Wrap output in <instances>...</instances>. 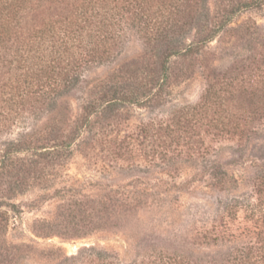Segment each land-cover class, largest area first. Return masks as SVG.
I'll return each instance as SVG.
<instances>
[{
	"label": "rangeland",
	"instance_id": "obj_1",
	"mask_svg": "<svg viewBox=\"0 0 264 264\" xmlns=\"http://www.w3.org/2000/svg\"><path fill=\"white\" fill-rule=\"evenodd\" d=\"M244 1L255 0L231 4ZM226 2L207 0L209 29L226 16L225 8L230 10ZM201 38L190 30L182 40L190 44ZM120 52L115 60L88 68L82 83L54 112L37 119L27 111L12 114L15 122L0 135V155L24 133L42 131L48 140L61 139L81 120L85 103L95 98V85L132 63L138 64L136 80L126 78L118 86L135 82L134 87L151 90L141 105L93 115V127L73 143L70 158L47 186L16 194L11 200L15 209L0 207V224L5 225L0 230V264H56L47 255H59V248L74 255L91 245L114 251L126 264L151 252L153 257L219 258L252 240L230 242L227 227L239 233L245 226H264V4L235 14L224 31L191 56L173 58L168 85L160 93L153 90V78L160 80L162 73L155 58L159 56L148 53L135 30L128 32ZM230 77L234 95L224 103L233 111L254 113L242 135L205 127L186 130L187 108L200 103L209 85L218 87ZM57 124L60 131L47 128L56 130ZM109 191L135 195L143 204L128 216L119 211L112 227L69 238L72 232L65 228L73 227L72 222L62 216L73 209L74 200L99 198ZM235 204L240 210L231 219L225 210ZM42 221L54 226L48 238L39 230Z\"/></svg>",
	"mask_w": 264,
	"mask_h": 264
},
{
	"label": "trees",
	"instance_id": "obj_2",
	"mask_svg": "<svg viewBox=\"0 0 264 264\" xmlns=\"http://www.w3.org/2000/svg\"><path fill=\"white\" fill-rule=\"evenodd\" d=\"M231 2H226L230 7L229 11L225 8L226 16L214 29H209L207 0H0V135L15 122L12 114L27 111L29 117L37 119L41 114L54 112L64 97L82 83L88 68L115 60L130 30L139 34L150 55L159 56L155 58L162 73L160 80L153 78V90L158 88L160 93L168 85V63L173 58L191 56L197 47L211 43L224 31L235 14L264 4V0L238 5ZM190 30H197L202 37L197 43L182 40ZM160 49L163 52L153 54ZM137 69L138 64L132 63L107 81H99L94 88L95 98L91 97L82 108L81 120L61 139L48 140L38 131L24 133L8 144L0 155V207L15 209L11 200L16 194L30 186H47L70 158L73 143L93 127V115L114 111L125 104H143V98L151 92L147 85L134 87V82L118 86L126 78L134 80ZM233 80L230 77L221 81L218 87L209 85L200 103L187 108L186 130L205 127L242 135L254 113L248 116L247 112L233 111L224 103L234 95ZM47 128L61 130L58 124L56 130ZM81 197L74 200L76 207L62 216L72 222L73 227L65 228L67 234L72 232L69 238H85L101 227H112L113 216L119 211L128 216L143 204L137 196L120 191H109L99 198ZM239 210L240 205L235 204L225 211L228 217L236 219ZM251 214L256 216L254 208ZM41 223V234L50 237L53 224ZM4 228L0 224L2 232ZM236 232L227 227L225 237L230 242H240L242 237L252 240L242 241L219 258L167 253L153 257L151 252L129 264H264V226H245ZM58 250L59 255H47L56 264H126L114 251L93 245L74 255Z\"/></svg>",
	"mask_w": 264,
	"mask_h": 264
}]
</instances>
